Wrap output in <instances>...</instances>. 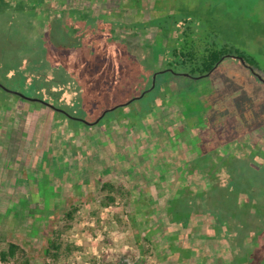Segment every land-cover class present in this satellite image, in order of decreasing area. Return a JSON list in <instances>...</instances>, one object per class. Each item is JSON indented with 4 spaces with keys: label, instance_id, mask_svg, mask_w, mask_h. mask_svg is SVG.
<instances>
[{
    "label": "rangeland",
    "instance_id": "rangeland-1",
    "mask_svg": "<svg viewBox=\"0 0 264 264\" xmlns=\"http://www.w3.org/2000/svg\"><path fill=\"white\" fill-rule=\"evenodd\" d=\"M0 14V53L8 52L4 48H13V53L22 58L18 63L25 77L22 86L14 87V91L28 98L10 100L15 123L10 138L0 141V252L14 242L27 250L32 264H98L102 254L122 264H200L201 254L189 262L182 256L180 263L179 254L167 259L143 240L141 251L137 233L142 238L146 228L153 229L155 239L165 246L170 230L161 227L151 214L145 215L154 205L137 207L133 203L145 187L136 168L144 169L148 161L140 153L133 158V152L152 146L154 136L162 139L160 129L166 130L169 123H184L187 113L177 106L166 115L154 114L152 122L144 126L148 135L144 144L141 131H129L126 119L132 112L138 111L141 116L142 104L133 101L128 107L111 109L132 100L130 87L136 80L143 77L146 87L151 84V75H145L146 67H167L161 60L156 62L154 56L170 53L172 45H182L184 41L191 45L193 40L195 46L203 48L206 44L237 48L257 61L258 73L264 79V0H0ZM184 30L185 38L180 35ZM7 33L11 34V42L5 46ZM74 40L79 44L74 45ZM32 60L36 61L31 63ZM37 67L52 76L54 69L67 67L71 73L67 87L73 90L61 95V99L35 90L30 85V74L38 72ZM175 81L196 88L192 94L188 89V96L186 90L179 91L180 101L191 102L188 110L193 117L208 115V121L212 117L216 125L217 119L227 121L221 126L223 131L215 128L220 133H230V128L234 138L244 134L235 146H246L250 132L259 139L258 146H264V82L240 60L226 58L212 74L196 82L183 78ZM32 98L57 105L68 115L78 114V106L97 101L96 114L90 109L83 111L87 121L108 113L100 120V127H89L41 103H31ZM192 98L197 100L192 103ZM27 104L42 107L39 112L30 110ZM191 104L196 108L191 109ZM51 116L58 119L55 127L51 124L53 118L48 120ZM47 132L53 146H36L49 139ZM131 134L135 135V148L128 146V151H133L120 157L116 142L123 145V139ZM100 150V161L95 159L92 167L84 168L85 157L94 152L99 156ZM166 159L174 160L169 150ZM185 160L183 155L182 162ZM150 166L147 174L153 185L158 179L152 176L158 172L155 174ZM107 182L134 195L117 197L115 203L104 207L107 191L102 186ZM37 185L54 214L34 222L29 211H41L43 207ZM51 191L58 194L54 205ZM154 193L150 190L145 196L149 198ZM10 205L13 210L21 205L20 217H25L13 220L5 215ZM72 207L76 212L68 220L64 214ZM134 214L138 225L130 220ZM51 240L57 241L61 249L47 257L45 251ZM0 264L4 263L0 260Z\"/></svg>",
    "mask_w": 264,
    "mask_h": 264
},
{
    "label": "trees",
    "instance_id": "trees-1",
    "mask_svg": "<svg viewBox=\"0 0 264 264\" xmlns=\"http://www.w3.org/2000/svg\"><path fill=\"white\" fill-rule=\"evenodd\" d=\"M182 22L188 23L187 20ZM182 32L180 35L186 33L185 30ZM185 36L186 34L183 35V38ZM4 42L5 46L11 42V34L7 33L4 36ZM191 42L193 43L189 45L184 41V44L178 46L175 43L174 46L172 45L169 48L170 53L154 56L156 62L161 60L167 67L162 70L157 69L155 64L146 67L148 75H151V84L146 87V80L141 77L136 80V83H132L130 87L132 90L131 98L135 101L134 103L142 104L140 109L142 114L140 116L138 111L128 113L126 115L127 127L129 131L138 128L141 131L143 143L148 136L144 126L152 122L154 114L166 115L171 109L174 111L177 106H181L184 113H187L184 123H169L166 130L160 129L162 132L159 135H162V139H155L154 136L150 143L152 146L147 148L142 146L143 148L138 153L133 152L132 154V157L136 159L140 153L145 160H148L144 169L136 168L145 187L141 188V197L134 199L133 203L137 207L141 204L146 207L154 205L145 215L151 214L161 227L167 226L170 230L166 236L168 245H161L155 239V231L149 228L145 229L142 238L137 233V242L141 247V251L144 250L141 246L143 240L155 251L162 252L167 259L169 255L179 254L177 260L180 263L182 262V256H186V260H188L186 262H189L193 256L201 254L200 264H264V146H258L259 139H256L252 132L246 138V146H235L234 144H237L236 140L241 139L244 134H239L238 138H234L235 133L230 128V133L224 131L225 133L221 132V134L219 132L223 131L221 126L226 125L227 121L221 122L216 118L218 121L216 125L212 122L214 121L212 117H210L211 122L208 121V115L193 117L194 115L188 110V105L191 102L189 104L185 102L184 104L183 99L180 101L181 93L179 91L186 90L185 95L188 96L189 92L187 90L190 89L192 94L191 90L193 91L196 88L190 84L175 81V78L189 79L195 82L205 79L226 58L239 60V57H242L246 64L252 67L258 75L260 69L257 61L252 56L237 48H229L226 45L217 46L216 44H206L203 48L202 45L195 46L193 40ZM78 44V40H74V45ZM4 50L11 55L8 56L6 52V54L0 53V141L11 136L15 117L12 115L13 106H10V100L24 99L13 92H15L14 87L22 86V79L25 77L22 69L19 68L20 63H18L20 62L18 59L22 63V58L13 53V48H4ZM32 55L29 58H32ZM38 55L43 58L45 54ZM12 57L14 59H11ZM35 61L32 60L31 63ZM37 68H39L38 72L30 74L32 77L30 85L35 90L47 94L50 98L61 99V95L67 94V91L72 89L67 87L70 79L68 74H71L67 67H61L60 70L54 69V76L40 71L43 69L41 67ZM145 75L146 78L150 77V75ZM5 88L8 90H5ZM136 93H139L138 96L142 93L144 95L139 99H135V97H138L135 95ZM93 96L96 99L95 96L97 95L93 94ZM146 96H148L147 99L143 101ZM40 99H29V101L36 104L41 103V105L48 107L55 113L65 114L57 110L60 109L57 105L53 104L55 108H52L51 105H47ZM192 99V103L197 100V98ZM17 101L19 100L17 99ZM89 102L86 104L90 108L86 104L83 107L76 104L78 114L68 115L66 113L65 115L71 121L83 123L72 119L70 116L84 119L83 111L87 109L91 110L90 113L96 114L98 110L97 101L91 100ZM27 105L30 110L39 112L42 107L35 104ZM127 105H119L117 109L128 107ZM191 107V109L196 108L192 104ZM203 112H206V110ZM49 118H53L51 124L55 127V121L58 119L53 116L48 117V120ZM95 121L96 119H92L88 121L91 124H83L97 128L103 122L102 120L95 124ZM46 124L47 122L43 125ZM49 134L47 132L45 135L49 139L40 144L38 143L36 146H46V144L53 146V140ZM134 136V134H131L124 138L123 145L116 142L120 157L133 151H128V146L135 148L136 140H132ZM232 142L233 145L230 146L229 144ZM168 150L174 157L172 162L166 159ZM101 153L102 150L99 151V156H97L98 153L94 152L85 157L84 168L92 167L95 164V159L100 161ZM183 155L187 157L184 162H182ZM75 156L76 153L74 152ZM7 163L10 165L11 161L9 160ZM150 164L153 165L154 173L158 172L157 176H152L155 181H157L156 178L158 179L153 185V180L152 183H149L151 178L147 174L152 169ZM151 185L154 188L150 187ZM102 189L107 191V196L102 201L104 207H109L115 203L117 197L128 198L134 195V192L116 188L110 182L104 183ZM37 190L39 196H42L43 207L41 211H29L34 222L44 218L50 219L54 214L53 209L50 210L45 204L44 191L38 188V185ZM150 190L155 193L148 198L145 195ZM50 193L54 205L58 194L52 191ZM11 206L6 210L5 215L12 217L13 220H18L21 215V205L14 210L11 209ZM55 207L57 209L58 206ZM72 208L64 214V217L68 220H72L76 212V208ZM251 210L254 213H251ZM130 220L136 225L140 224L136 214L130 215ZM182 239H184V242L181 241ZM60 249L61 245L57 241L51 240L48 242L45 255L47 257L54 256L53 251L57 252ZM67 249L72 251L70 248ZM168 251L170 254H168ZM181 251L184 254L178 253ZM109 257L108 254H102L98 264H122L120 260H110ZM0 260L4 264L10 262L13 264H32L27 250L14 242H10L7 249L0 252ZM134 264H143V262L140 261Z\"/></svg>",
    "mask_w": 264,
    "mask_h": 264
},
{
    "label": "water",
    "instance_id": "water-1",
    "mask_svg": "<svg viewBox=\"0 0 264 264\" xmlns=\"http://www.w3.org/2000/svg\"><path fill=\"white\" fill-rule=\"evenodd\" d=\"M239 60H240V61H241V62H242L247 68H249L250 71H251L254 75H256V76H257L262 82H264V79H262L261 76L258 75V74L254 71V69H253L252 67L248 66L242 57H239ZM185 75H186V74H185ZM186 76H187V75H186ZM154 78H155V76H154ZM3 88H4V87H3ZM5 90H8V89L5 88ZM11 92H13V91H11ZM13 93L18 94L19 96L28 99L27 97H25L24 95H22V94H20V93H18V92H13ZM143 95H144V94H143ZM143 95H142V96H143ZM135 99H139V97H138V98H135ZM31 100H38V99H31ZM131 101H133V100H131ZM131 101H129L128 103H131ZM128 103H126L125 105H127ZM49 106H50V105H49ZM50 107L55 108V107H53V106H50ZM117 107H118V106L112 108L111 110H115ZM56 109H57V108H56ZM57 110H59V111H61V112H64L63 110H60V109H57ZM64 113L66 114V112H64ZM107 113H108V111H105V112L102 114V116L100 117V119L96 120L94 123L97 124L98 122H100V120H101V119H102ZM70 117H71L72 119L82 121V122L85 123V124H91V123H89L88 121H86L85 119H79V118L72 117V116H70Z\"/></svg>",
    "mask_w": 264,
    "mask_h": 264
}]
</instances>
